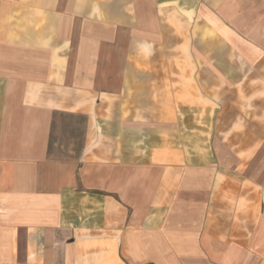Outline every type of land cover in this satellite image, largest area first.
I'll use <instances>...</instances> for the list:
<instances>
[{
	"label": "crops",
	"instance_id": "1",
	"mask_svg": "<svg viewBox=\"0 0 264 264\" xmlns=\"http://www.w3.org/2000/svg\"><path fill=\"white\" fill-rule=\"evenodd\" d=\"M0 264H264V0H0Z\"/></svg>",
	"mask_w": 264,
	"mask_h": 264
},
{
	"label": "rangeland",
	"instance_id": "2",
	"mask_svg": "<svg viewBox=\"0 0 264 264\" xmlns=\"http://www.w3.org/2000/svg\"><path fill=\"white\" fill-rule=\"evenodd\" d=\"M162 17L167 18V22L171 26H169V29H171V32L174 30L176 32V36L178 37V50H177V56H162L160 59L157 60V57H147L145 59V62L142 61L143 63L139 62V59L134 60L135 65L139 64H144L146 65L147 73L144 75V82H146L147 87H151V89L145 91V97L151 98L150 106H145V107H140L139 111L136 109V112H140V117L141 118H146V119H154L157 117V105L154 106L153 102L157 103V71H155V67L157 65L161 66H176L177 68V73L172 74V80L174 82H177L176 86L178 88V103L179 104H185L186 101L189 99L191 94L198 95L199 94V89H198V83L200 82V74L197 73L198 67L201 66V59L198 57H186L188 54L189 48L186 44V27L183 25L184 24V17L178 12V11H170L163 10L161 13ZM189 29V28H188ZM173 31V32H174ZM174 32V33H175ZM164 53V52H162ZM170 53V52H169ZM167 55V53H165ZM172 54H175V51L172 52ZM170 75H167V85L169 86V80H170ZM199 78V79H198ZM228 90V89H227ZM188 93V95H187ZM147 94V95H146ZM188 96V98H187ZM233 96V95H232ZM191 98V97H190ZM164 108V107H163ZM169 108V107H168ZM216 108V107H214ZM167 109V108H166ZM181 107H179V113ZM145 111V112H144ZM164 113V111H163ZM144 114V115H143ZM157 125V122H147V128H153ZM164 125V123H162ZM84 127V120L83 119H77L76 121L73 118L70 117H61L60 118V135L63 137H69L75 136L77 131L82 130ZM73 138V137H72ZM70 140V138H68ZM74 139V138H73ZM78 141V140H76ZM74 142V141H73ZM62 146V145H60ZM79 145H76V149H78ZM67 155H73V150L74 147L69 146L67 147ZM71 151L72 153H69Z\"/></svg>",
	"mask_w": 264,
	"mask_h": 264
}]
</instances>
